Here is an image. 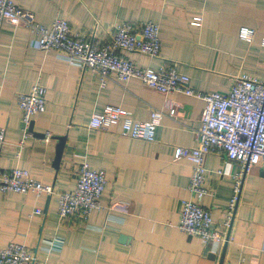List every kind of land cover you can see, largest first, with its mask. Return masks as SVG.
<instances>
[{"label": "crops", "instance_id": "0c3cea01", "mask_svg": "<svg viewBox=\"0 0 264 264\" xmlns=\"http://www.w3.org/2000/svg\"><path fill=\"white\" fill-rule=\"evenodd\" d=\"M15 1L42 25L63 18L73 34H95L103 42L123 22H156L160 56L124 54L141 67L175 65L198 91L227 92L242 73L264 78V0ZM197 17L198 25L193 24ZM242 26L256 29L252 42L240 38ZM37 82L47 89L46 110L33 118L32 131L20 145L23 112L17 96ZM108 104L120 105L138 121L148 120L153 109L175 108L176 115L164 117L154 140L147 141L122 135L120 125L91 128L93 113ZM204 107L202 99L179 92L163 94L139 79L124 82L112 75L102 86L95 70L80 68L56 51L42 50L38 36L25 25L4 23L0 126L6 127V142L0 149V170L27 169L41 183L53 185L54 193L0 192V248L24 244L34 255L32 264H264L261 166L241 174L240 163L227 160L223 153H209L208 191L200 204L211 211L216 230L224 229L234 186L242 175L231 227L222 243H205L178 228L182 200L192 198V164L175 159V150L197 145ZM60 137L66 144L57 166ZM83 163L106 173L104 208L93 210L86 220L77 215L61 219L59 194L75 188Z\"/></svg>", "mask_w": 264, "mask_h": 264}, {"label": "built area", "instance_id": "2783aa9c", "mask_svg": "<svg viewBox=\"0 0 264 264\" xmlns=\"http://www.w3.org/2000/svg\"><path fill=\"white\" fill-rule=\"evenodd\" d=\"M199 20L200 17H197L193 24H200ZM6 22L13 26L28 27L38 36V45L42 50L56 51L80 68L95 70L102 86L115 75L124 82L139 79L163 94L179 92L205 102L201 126L197 130V145L191 148L178 146L175 150V159H187L192 164L189 183L192 198L182 200L178 228L187 235L201 238L205 243L224 242L231 227L233 209L239 199L242 175L235 183L227 218L223 223L224 229L216 230L211 211L200 204L208 191L205 186V159L211 152L223 153L227 160L240 163L241 174L253 166L264 168V78L242 73L235 77L227 92H203L195 90L191 86L190 76L180 73L175 65H164L159 69L137 65L124 52H138L150 57L161 54L160 26L152 21L143 25L123 22L116 27L111 39L103 42L95 34H73L71 24L66 19L56 18L51 26H45L36 20L33 12L23 9L15 0H0V36ZM239 36L252 42L256 29L242 26ZM261 44L264 46V36ZM17 101L23 112V139L20 143L23 145L25 138L30 135L33 118L46 110L47 89L37 82L29 92L19 93ZM175 115V108L168 112L153 109L148 120L138 121L120 105L108 104L102 111L93 113L89 126L107 130L120 125L122 135L152 141L164 117ZM45 139L48 140L49 136ZM5 142L6 127L0 126V149ZM107 182L104 170L93 169L83 163L75 188L59 194L60 218L77 215L86 220L93 210L103 209L101 197ZM10 191L51 195L54 186L33 178L27 169L15 167L0 170V192ZM40 212L41 209H37V213ZM33 261L32 251L24 244L12 242L0 248V264H32Z\"/></svg>", "mask_w": 264, "mask_h": 264}, {"label": "water", "instance_id": "95a60500", "mask_svg": "<svg viewBox=\"0 0 264 264\" xmlns=\"http://www.w3.org/2000/svg\"><path fill=\"white\" fill-rule=\"evenodd\" d=\"M32 127H33V121L31 122V125H30V131H32ZM65 144H66V138L65 137H60L59 138L58 147H57V157H56V161H55V164L57 166L60 163V160L62 158L63 151H64V148H65ZM263 173H264V169H263Z\"/></svg>", "mask_w": 264, "mask_h": 264}]
</instances>
